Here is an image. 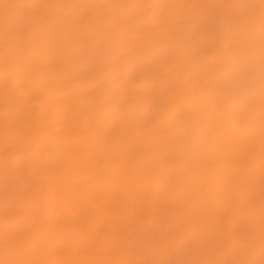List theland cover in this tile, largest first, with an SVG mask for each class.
<instances>
[{
	"label": "bare ground",
	"instance_id": "1",
	"mask_svg": "<svg viewBox=\"0 0 264 264\" xmlns=\"http://www.w3.org/2000/svg\"><path fill=\"white\" fill-rule=\"evenodd\" d=\"M0 264H264V0H0Z\"/></svg>",
	"mask_w": 264,
	"mask_h": 264
}]
</instances>
